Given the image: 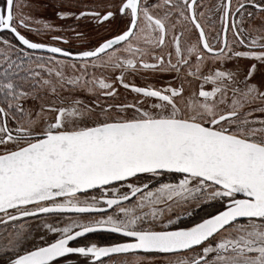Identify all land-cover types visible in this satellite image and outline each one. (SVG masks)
Wrapping results in <instances>:
<instances>
[{"label": "snow or ice", "instance_id": "obj_1", "mask_svg": "<svg viewBox=\"0 0 264 264\" xmlns=\"http://www.w3.org/2000/svg\"><path fill=\"white\" fill-rule=\"evenodd\" d=\"M0 4L3 264H264V0Z\"/></svg>", "mask_w": 264, "mask_h": 264}, {"label": "flooded vegetation", "instance_id": "obj_2", "mask_svg": "<svg viewBox=\"0 0 264 264\" xmlns=\"http://www.w3.org/2000/svg\"><path fill=\"white\" fill-rule=\"evenodd\" d=\"M85 2L87 3L88 0H85ZM151 2H156V0H151ZM219 3V0H197V5H198V11L200 10L199 5L203 4L206 5L207 7H212L213 5ZM236 0H233V4L235 5ZM0 6H3L2 4H0ZM205 11H207V9H204ZM163 9L160 10V14H162ZM43 19L48 20L49 18L47 17V15H45L44 17H42ZM56 20V23H53L55 25H66L68 23H72V21H61L58 18H54ZM203 22V21H202ZM33 27L36 28H40L42 27L41 25H37V24H33ZM220 28L219 23L217 22L216 24V30L218 31ZM20 31L22 32V34H25L27 36H29V38L36 40V41H47L48 37L46 35H44L43 32H41L40 35H37L35 33H31V32H26L24 29H20ZM207 31V29H206ZM213 35H215V33H213ZM8 39L9 41H11L12 43H18L17 41H15L13 39V36L8 33L7 31H0V39ZM229 40H232L231 37V33H229L228 36ZM63 47H68V45H61ZM0 47H2V45H0ZM165 51H167V48L165 49ZM45 55L47 56V53H37V55ZM0 67H2V65H0ZM205 74H207V71H205ZM54 79V77H53ZM165 79H167V77H165ZM138 84L142 83L143 81L140 79H137L136 81ZM193 85L194 87L199 90L200 86L203 85V88L205 90L210 91L211 88L213 87V85L211 83H204L202 80L200 81H193ZM63 95H67V93H63ZM90 99V98H89ZM254 115H260L259 113H254ZM169 180H174L176 179L175 177H169ZM219 208V204L216 201H206L204 199L201 200H189L188 203L186 204H182L179 207H174V212L178 213L180 215V221L179 223L182 226H192L194 223L196 222H200V220H202L203 218H207L208 215L210 214H215V212L218 210ZM71 215V214H69ZM175 218V217H174ZM49 222H51V218H49ZM28 224L31 226L29 230L32 231V235L33 237H36V226L40 225L39 231L43 232L45 231L42 227V224L39 220H29ZM3 226H0V229H2ZM122 238L118 235V234H112V233H106V232H100V233H91V234H87V236L85 238H80V242H84L85 240H91L94 242H97L99 245L103 246V245H107L110 244L112 242H117L119 240H121ZM36 242H39L38 237H36ZM76 242H73V244H75ZM6 258V256L0 252V264H3V260ZM84 258H79L77 259L76 257H73L72 260V264H80V261L83 260ZM169 259H175L174 257H170V256H166L164 254H158L155 256L154 259H149L146 260L144 262V264H168V260ZM88 264H92V261H89ZM106 264H108V262L106 261Z\"/></svg>", "mask_w": 264, "mask_h": 264}, {"label": "rangeland", "instance_id": "obj_3", "mask_svg": "<svg viewBox=\"0 0 264 264\" xmlns=\"http://www.w3.org/2000/svg\"><path fill=\"white\" fill-rule=\"evenodd\" d=\"M48 3L51 6L48 7L47 11L41 9L40 11L33 12V16L34 17H40V18H42L45 15H47V17L49 18L48 20L51 23H56V20L54 19L55 18V15H54V12H53V7L56 4V0H48ZM25 11H28V9H25Z\"/></svg>", "mask_w": 264, "mask_h": 264}]
</instances>
